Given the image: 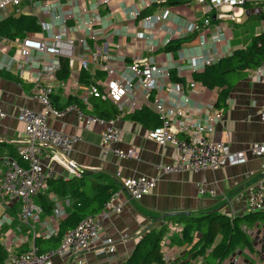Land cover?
<instances>
[{
    "label": "crops",
    "instance_id": "1",
    "mask_svg": "<svg viewBox=\"0 0 264 264\" xmlns=\"http://www.w3.org/2000/svg\"><path fill=\"white\" fill-rule=\"evenodd\" d=\"M98 1L101 0H81L80 2L81 5H86L91 12L99 13L104 20L106 39L103 37L96 41L88 39L91 48L103 51L105 44H108V51L112 55L110 63L120 68H127L136 58H153L161 66L170 67L171 74L175 72L179 78L178 83L186 85L194 82V92H190L189 89L186 91L191 97L190 105L192 107L195 104L198 105V108L191 113V120L194 123L206 121L203 107L207 103H216L220 90L218 88L209 90L194 81V73L202 72L205 66L200 65L201 67L194 71L190 65L189 56H199L202 52H209L208 55L213 56L214 62H217L231 55L234 50L250 46L253 37L264 33V0L249 3L242 10H237L240 14L239 21L221 20L216 17L215 13H212L210 15L211 24L205 30L208 40H211L210 38L216 32L225 34V37L219 43L208 41L204 51L199 46L197 35L186 36L179 32L181 25L202 22L208 17L204 13V7L196 0H111L109 4ZM65 2L66 0H63V4ZM136 7L141 10V15L152 10L145 16L165 14V19L156 27H144L142 26L143 16L136 19L130 15ZM37 9L30 3H23L18 7L0 11V19L3 21L11 15L30 14L37 18V22L41 20L49 22L50 18ZM251 20H256L257 24H252ZM238 28L246 29V31H237ZM137 34H143V37H137ZM71 36L78 43L85 37V33L79 31L72 33ZM39 38H42V34ZM1 39L0 49L5 50L2 51L4 53L0 60L5 64L16 55L17 46L15 44L6 45ZM181 39H187V42L183 43L180 50L166 51L167 43ZM81 49L82 47L77 45L79 53ZM178 52L184 53L186 58L184 61L179 60ZM104 65L103 62L91 64L92 73L89 72L91 82L105 80L106 74L102 69ZM0 70L17 78V80H10L0 76V110L6 115L0 118V142L14 146L25 144L24 125L19 122L17 116L22 107L36 111L42 110L37 99L31 96L38 69L34 66L33 69L23 72L18 64L13 63L9 71ZM69 70L70 75L66 80L58 79L54 84L53 94L56 100L53 106L59 110H66L69 107V99L73 101L76 99L75 101H78L86 114H93L92 106L83 105L78 98L80 93L88 87L84 80L81 81V74L85 70L81 69L78 61H75L74 66L69 67ZM100 74H103V77ZM234 83L227 100V108L220 109L223 111L221 120L215 124L210 138L227 143L232 151H245L251 144L264 141V123L261 122L259 116L261 105L264 103V79L257 80L252 71ZM136 102L138 108L126 110L125 114L119 113L116 117L123 140L114 145V148L123 150L134 148L136 158L131 159L120 160L112 152L105 153L102 149L104 125L93 123L87 127L86 123L78 121L75 110H66L61 117H49L50 127L77 138L71 159L83 170V174L78 177L69 176L62 166L49 159V155L44 156L43 162L49 168L52 167L56 175L50 179L48 188L42 196H46L52 203H55V206L62 204L66 211L65 217L70 213L68 209L73 203L74 196L63 197L59 184H65L67 188L70 185H74V189L79 187L78 194H83L85 199L93 198L97 187L110 186L109 193L113 195L118 191L119 196L116 202L123 205L121 213L111 214L104 220L100 242L93 248L76 256L56 258L53 264H122L129 258L147 231L153 228L159 230L163 225H166L168 229L163 241L165 245L162 248L165 264H183L188 261L185 256L190 243L181 242V234L171 231L174 228L180 229L182 226L177 222L167 221L168 217L208 212H219L231 218L253 213L249 221L244 224L252 241V248L244 245L237 246L223 264L235 258L238 260L236 264H264V209L252 213L249 209L250 189L258 182L264 183V158H250L247 164L227 166L217 170L166 173L163 167L175 161L176 149L173 145L161 146L149 140L147 138L149 129L142 123L128 118L127 114L135 110H149L156 114L151 103L147 102L141 94L136 95ZM73 103L77 104V102ZM1 160L2 158H0V171L2 170ZM119 171L123 179L140 176L154 178L157 181L156 187L142 200L135 201L120 188L121 180L115 176ZM199 186L214 190L215 195L208 193L201 195ZM39 201L40 197L35 198L38 206ZM66 201L69 202L68 206ZM18 203L3 201L0 205V210H2L0 213H4L5 217L9 218L7 222H10L4 223L5 225L0 229V242L6 248L10 246L12 251L18 252L17 248L26 243L30 250L35 247L36 235L46 237L45 234L48 231L55 230L54 235L56 236L58 225L65 217L52 221V215L46 216L42 213L40 223L31 222L28 226L19 219L21 203ZM90 205L92 207L96 204L91 203ZM17 206L20 207L19 210ZM5 226L9 228L4 230ZM33 227L37 234L33 231ZM9 237L13 238L12 245L8 244ZM106 239L113 240V253L101 247ZM200 263H202L201 260L191 264Z\"/></svg>",
    "mask_w": 264,
    "mask_h": 264
},
{
    "label": "built area",
    "instance_id": "2",
    "mask_svg": "<svg viewBox=\"0 0 264 264\" xmlns=\"http://www.w3.org/2000/svg\"><path fill=\"white\" fill-rule=\"evenodd\" d=\"M111 0H101L99 3L109 4ZM204 7V13L208 15L202 22H191L179 27V32L186 36L197 35L201 50H205L208 41L221 42L225 34L216 32L208 40L205 30L211 24L210 15L215 13L218 19H231L239 21L240 14L247 4L262 0H196ZM81 0H0V11L10 7H18L23 3H30L41 11L50 21L38 22L41 27L42 38L26 37L24 39H1L2 43L15 44L19 47V57L3 64L0 60V69L9 71L12 64H18L24 72L34 66L38 69V75L34 80L31 96L37 99L42 106L41 111L28 107L20 108L18 120L24 125L25 144L17 146L18 157L25 162L22 166L16 159L6 157L1 160L0 171V197L4 201L21 203L19 219L25 225L40 223L43 210L35 203V198L44 193L48 188V182L55 177V171L43 162V157L64 168L69 176H82L83 170L71 159L73 146L77 138L49 126V117H61L66 110L73 109L77 112L80 123H86L87 127L97 123L104 125L102 132V149L105 153L112 152L120 160L136 158L134 148L123 150L114 148L123 140L122 131L117 126L116 119L105 120L93 114H86L80 104H73L66 110L55 109L50 97L57 82V74L61 70L62 60H67L68 67L72 68L78 61L81 69L91 72V64L105 63L102 67L106 74L105 80L95 82L88 86L79 95V102L89 107V99L98 98L104 102L114 104L120 114L126 110L138 108L136 95L141 94L147 102L151 103L160 125L147 132V138L161 146L173 145L176 149L175 161L163 167L166 173L199 172L202 170H217L227 166L247 164L250 158H264V141L251 144L248 150L232 151L230 146L221 141L210 138L214 132L215 124L221 120L223 111L216 107L215 103H207L203 107L206 115L204 123H194L191 113L198 108L190 105L191 97L186 93L187 89L194 92L195 83L180 84L171 82V68L161 66L153 58H136L127 68H120L110 63L112 55L105 44L103 51L92 49L88 39L96 41L105 38L106 30L103 26V18L97 12H91L86 5H81ZM38 12V11H36ZM132 18L141 17V10L135 8L130 12ZM165 19V14L148 15L142 18V26L156 27ZM1 22V19H0ZM72 23L73 25H71ZM83 31L85 37L77 40L72 33ZM142 38L143 34H137ZM81 46V52L77 50ZM0 49V59L2 52ZM209 52H202L199 56H189L192 69L196 71L201 66L211 65L214 62ZM179 60L186 58L183 52H178ZM173 60V57H171ZM201 65V66H200ZM257 80L264 79V61L254 70ZM6 115L0 110V118ZM260 120L264 123V103L259 112ZM49 152V153H48ZM121 180L120 188L128 193L131 199L140 201L156 187L157 181L148 176L136 178H122L119 171L115 174ZM201 195L207 193L214 196L215 191L199 186ZM119 192L116 191L110 200L104 205V209L95 217L84 219L76 228L68 231L56 249L46 253H39L33 247L27 252L17 254L8 249V257L2 264H53L56 258L76 256L93 248L100 242V234L104 220L111 214H119L123 205L116 202ZM66 201V205L68 206ZM249 209L258 212L264 209V183L258 182L249 191ZM66 211L62 204L55 206L52 221H58L65 217ZM6 219H9L6 217ZM246 230V228L244 227ZM33 231L37 234L35 227ZM172 232L181 229L174 228ZM55 230L47 232L46 237L55 234ZM37 236V235H36ZM165 244H163L164 246ZM102 248L114 252L113 240L106 239ZM104 249H101L102 251ZM237 259L225 264H236ZM247 264V263H245Z\"/></svg>",
    "mask_w": 264,
    "mask_h": 264
},
{
    "label": "trees",
    "instance_id": "3",
    "mask_svg": "<svg viewBox=\"0 0 264 264\" xmlns=\"http://www.w3.org/2000/svg\"><path fill=\"white\" fill-rule=\"evenodd\" d=\"M151 12L152 10L142 13L141 17H145V15ZM40 35L41 28L34 15H11L0 22V39L8 38L10 40H15L24 39L26 37L39 38ZM185 42H187V39H181L176 42L170 41L165 46V49L167 52H176L181 49ZM263 61L264 33H261L253 37L250 46L245 49L234 50L231 55L223 57L211 65H206L202 72L194 73L193 79L209 90L218 88L220 91L215 104L219 109L225 110L227 108L228 97L235 84L234 82H238L246 77ZM87 72L88 71H83L81 74V81L84 80L87 86H90L94 83L90 81V75L89 72ZM69 75L70 70L68 62L62 61L61 70H59L57 78L66 80ZM0 76L10 80H17L13 75L2 70H0ZM100 76L103 77V74H100ZM178 79L176 73L173 72L171 74V81L178 83ZM50 100L53 104L56 100L54 94L51 95ZM75 100L69 99L68 106L72 105L73 102L78 103V101ZM89 104L92 106V113L102 119L111 120L116 119L117 115L119 116L118 109L109 102H104L98 98L92 97L89 99ZM82 107L84 108L83 105ZM127 115H129L128 118L142 123L149 130L160 125L157 115L149 110H135L133 113ZM6 157L16 159L20 165L26 166L25 162L17 155V146L0 142V158L4 159ZM58 186L62 191L63 197L71 198L74 196V200L72 199L73 203L70 209H68L70 213L60 221L56 236L45 237L37 235L34 238V246L39 253H46L58 248L64 235L68 231L76 228L84 219L97 216L104 209V205L112 196V194L109 193L111 187L105 185L97 187L96 193L91 199H85L82 196L83 194H78L79 187L74 189V185H70L69 188H67L65 184H59ZM42 194H39L37 197H40L38 204L42 208L43 214L46 216L53 215L55 203H52L46 196H42ZM3 201L4 199L0 197V205ZM91 203L96 205L90 207ZM252 214L235 218H231L219 212L189 215L182 214L168 217L167 221L181 224V242L190 243V248L185 256L188 261L183 264L196 263L199 260L202 261L200 264H223L237 246L244 245L248 248H252L250 236L247 229H244V224L249 221ZM4 225L5 224H3V226ZM8 228L9 226H5L4 230ZM167 231L166 225L160 227L159 230L153 228L147 231L137 243L129 258L122 264H165L162 248L164 247L163 241ZM28 248V245L25 243L17 248L18 252H14L21 254L29 251ZM7 257L8 249L0 242V264H2Z\"/></svg>",
    "mask_w": 264,
    "mask_h": 264
},
{
    "label": "rangeland",
    "instance_id": "4",
    "mask_svg": "<svg viewBox=\"0 0 264 264\" xmlns=\"http://www.w3.org/2000/svg\"><path fill=\"white\" fill-rule=\"evenodd\" d=\"M251 21H252V22H251L252 24H257V21H256V20H251ZM237 31L245 32L246 29L238 28ZM18 50H19V47H18L17 50L15 51L16 55L13 56L14 59H18V57H19V52H18ZM76 67H77V65H76ZM4 202H5V201H4ZM18 204H19V203H18ZM19 206H20V205H19ZM19 209H20V207L17 206V210H19ZM0 211H2V210H0ZM0 214H1V215H0V229H1L2 226H3V224H4V223L6 224V222H7L9 219H6L4 213L1 212ZM3 216H4V218H3ZM1 217H2V219H1ZM7 223H10V222H7ZM165 236H166V235H165ZM12 240H13V238L9 237V240H8V244H9V245H12Z\"/></svg>",
    "mask_w": 264,
    "mask_h": 264
}]
</instances>
